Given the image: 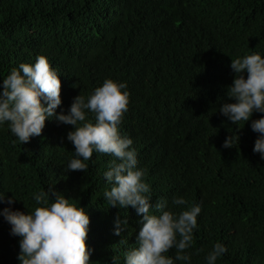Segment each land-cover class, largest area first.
<instances>
[{"label": "trees", "instance_id": "trees-1", "mask_svg": "<svg viewBox=\"0 0 264 264\" xmlns=\"http://www.w3.org/2000/svg\"><path fill=\"white\" fill-rule=\"evenodd\" d=\"M253 52L264 55V0H0V88L13 68L39 55L58 71L57 113L106 78L127 83L119 131L133 140L152 204L165 200L177 212L201 205L186 250L191 264H206L216 242L228 249L216 264H264V159L253 152L258 133L250 126L262 114L237 128L219 111L233 102L231 59ZM72 128L46 120L41 135L22 144L0 125V192L17 199L0 209L31 211L33 195L50 185L88 212L91 264H124L141 217L103 197L113 156L94 152L86 172L65 169L75 156ZM232 134L237 145L223 147ZM177 196L186 205L172 206ZM117 217L127 220L119 236ZM10 227L0 215V264H19L20 238Z\"/></svg>", "mask_w": 264, "mask_h": 264}, {"label": "clouds", "instance_id": "clouds-1", "mask_svg": "<svg viewBox=\"0 0 264 264\" xmlns=\"http://www.w3.org/2000/svg\"><path fill=\"white\" fill-rule=\"evenodd\" d=\"M230 67L234 78L227 87L226 97L233 102L222 103L219 111L237 128L249 121L253 112L262 114L251 120L250 126L258 133L253 152L264 159V55L253 52L231 59ZM60 89L58 71L46 56H37L34 63H21L2 81L0 125L7 124L22 144L40 136L46 120L54 118L58 123L72 125L67 139L74 145L75 156L65 169L86 172L87 161L94 152L113 156L103 173L110 185L103 197L109 206L121 209L131 206L141 217L137 246L125 252L124 264H176L177 261L191 264V255L186 250L193 243L201 205L193 204L177 212L165 200L152 204L151 187L144 180L145 170L138 167L133 140L119 131L128 110L127 83L106 78L87 98L77 95L67 113L55 111L61 104ZM89 113L94 120L88 118ZM237 143L238 136L232 134L225 138L223 147L231 148ZM33 199L38 206L31 211L0 209V215L11 226L10 234L20 238L19 264H91L92 249L86 245L90 224L86 209L50 185L46 192L34 194ZM14 200L17 199L13 194L6 196L0 192V203L10 206ZM186 203L183 196L171 201L174 207ZM153 208L155 213L151 211ZM126 226L127 220L117 217L114 234L119 236ZM172 249L175 256L166 255ZM227 252L225 244L216 242L206 256V264H216Z\"/></svg>", "mask_w": 264, "mask_h": 264}]
</instances>
